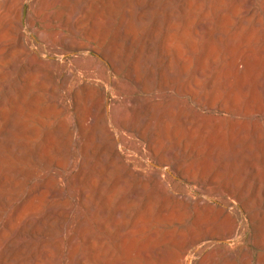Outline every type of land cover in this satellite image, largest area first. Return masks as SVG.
<instances>
[{
	"label": "bare ground",
	"instance_id": "bare-ground-1",
	"mask_svg": "<svg viewBox=\"0 0 264 264\" xmlns=\"http://www.w3.org/2000/svg\"><path fill=\"white\" fill-rule=\"evenodd\" d=\"M27 1L0 0V264H250L246 228L264 264V0Z\"/></svg>",
	"mask_w": 264,
	"mask_h": 264
},
{
	"label": "rangeland",
	"instance_id": "rangeland-1",
	"mask_svg": "<svg viewBox=\"0 0 264 264\" xmlns=\"http://www.w3.org/2000/svg\"><path fill=\"white\" fill-rule=\"evenodd\" d=\"M36 10H37V8L35 6L34 0H28L26 3L25 9H24V23L25 24H28L31 20L36 18ZM36 25H38V27L40 26L39 23H37ZM13 33H14V27L4 26L3 28L0 29V38L8 37L10 35H13ZM27 34H29V32H27ZM42 36H46V34L42 33ZM0 97H3V96L0 94ZM68 98L64 97V99H68ZM188 100H189V97H188ZM189 102L191 104H194L191 100H189ZM70 116H71V118H73L71 110H70ZM71 123H72V119H71ZM122 136H123V138H125L127 140V142L129 144H131L139 152L138 155L140 157L141 152H143L142 151V149H143L142 145L137 143V140L135 139L134 136L128 135L127 133H123ZM114 199L118 200V196H115ZM239 214H240V217H243L242 211H240ZM245 231H246L245 233H246V239H247V248L251 254L250 264H256V261H257L256 254L259 251H261V247L256 246L252 242V240L250 239L251 238L250 228H246Z\"/></svg>",
	"mask_w": 264,
	"mask_h": 264
}]
</instances>
